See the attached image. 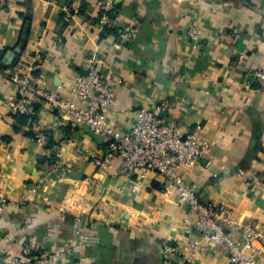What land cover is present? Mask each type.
Returning a JSON list of instances; mask_svg holds the SVG:
<instances>
[{
  "label": "crops",
  "instance_id": "obj_1",
  "mask_svg": "<svg viewBox=\"0 0 264 264\" xmlns=\"http://www.w3.org/2000/svg\"><path fill=\"white\" fill-rule=\"evenodd\" d=\"M103 1L0 0V264L26 243L74 247L76 217L90 242L60 264H163L162 241L183 248L197 239H184L188 207L164 178L149 174L133 194L120 161L103 164L104 137L71 129L45 104L34 117L12 113L9 75H30L69 98L89 60L116 87L108 113L116 131L129 130L138 110L161 108L181 133L214 143L210 163L182 171L198 196L231 207L242 227L264 223V89L254 78L264 71V0H115L119 31L134 29L122 49L118 33L98 23ZM191 24L204 27L198 43L188 39ZM40 132L52 146L38 143ZM53 163L60 169L48 174ZM197 262L230 264L225 249Z\"/></svg>",
  "mask_w": 264,
  "mask_h": 264
},
{
  "label": "built area",
  "instance_id": "obj_2",
  "mask_svg": "<svg viewBox=\"0 0 264 264\" xmlns=\"http://www.w3.org/2000/svg\"><path fill=\"white\" fill-rule=\"evenodd\" d=\"M114 1L104 0L100 5L98 23L110 31L117 32V49L130 44L134 29L130 25L119 31ZM204 27L191 24L187 36L198 43L203 38ZM97 61L89 60L86 72L77 74L71 89L72 97H63L56 91L42 86L30 75L14 72L10 81L17 90L15 101L9 103L16 116L37 115L41 104L61 113L69 121L71 129H84L92 135L102 136L106 141V154L103 164L111 168V162L120 161V169L132 180V193L142 190L148 175L153 173L167 182L166 191L176 189L179 203L188 207L183 221L182 233L196 235L193 241H184L182 248L176 242L164 240L160 243L164 264H198L197 256L202 252L216 253L227 251L230 264H259L258 256L264 251V223H253L242 227L233 219V209L228 205L201 199L194 186L190 185L182 171L194 170L202 160H208L214 143L196 133L183 134L173 119H163L161 108L157 111L140 109L136 112L133 126L118 132L111 125L108 113L117 103L114 84L107 83L97 69ZM3 74L0 69V75ZM254 78L264 89V71H256ZM249 86V82L247 86ZM229 92L228 88H225ZM76 98V102L74 101ZM86 107L81 108L80 106ZM47 134H37V141L43 147L49 146ZM60 169L58 163L50 165L48 174ZM244 175L243 171H239ZM5 205H3L4 207ZM74 247L61 246L51 251L39 249L34 243H26L18 255L6 259V264H60L66 257L77 255V249L89 244L82 220L75 218ZM142 222L141 220L139 221ZM242 233V237L237 234ZM183 241V240H182Z\"/></svg>",
  "mask_w": 264,
  "mask_h": 264
},
{
  "label": "water",
  "instance_id": "obj_3",
  "mask_svg": "<svg viewBox=\"0 0 264 264\" xmlns=\"http://www.w3.org/2000/svg\"><path fill=\"white\" fill-rule=\"evenodd\" d=\"M21 53H22V52H21L20 50H17L15 53H13V54H12L13 58L10 59V61H8L7 65L11 64V63L14 61V59H15V61H16V59L18 58V55H21ZM15 61H14V62H15Z\"/></svg>",
  "mask_w": 264,
  "mask_h": 264
},
{
  "label": "trees",
  "instance_id": "obj_4",
  "mask_svg": "<svg viewBox=\"0 0 264 264\" xmlns=\"http://www.w3.org/2000/svg\"><path fill=\"white\" fill-rule=\"evenodd\" d=\"M48 138V137H47ZM49 145L52 146L51 140L48 139Z\"/></svg>",
  "mask_w": 264,
  "mask_h": 264
},
{
  "label": "rangeland",
  "instance_id": "obj_5",
  "mask_svg": "<svg viewBox=\"0 0 264 264\" xmlns=\"http://www.w3.org/2000/svg\"><path fill=\"white\" fill-rule=\"evenodd\" d=\"M164 264V263H163Z\"/></svg>",
  "mask_w": 264,
  "mask_h": 264
}]
</instances>
